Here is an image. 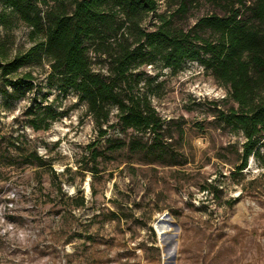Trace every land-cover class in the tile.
Wrapping results in <instances>:
<instances>
[{
	"label": "rangeland",
	"instance_id": "374dc122",
	"mask_svg": "<svg viewBox=\"0 0 264 264\" xmlns=\"http://www.w3.org/2000/svg\"><path fill=\"white\" fill-rule=\"evenodd\" d=\"M156 2L145 30L169 21L187 31L212 10ZM32 45L15 17L0 26L1 57ZM27 72L37 101L60 116L47 130L33 129L26 115L33 93L5 97L10 89L0 79V264H264V153L237 170L244 138L216 120L217 110L235 104L210 71L197 62L135 70L168 136L154 154L129 149L151 136L121 130L116 109L100 136L76 92L51 85L46 61L18 75ZM210 185L213 193L204 190ZM159 215L168 226L161 244L153 229Z\"/></svg>",
	"mask_w": 264,
	"mask_h": 264
},
{
	"label": "trees",
	"instance_id": "16d2710c",
	"mask_svg": "<svg viewBox=\"0 0 264 264\" xmlns=\"http://www.w3.org/2000/svg\"><path fill=\"white\" fill-rule=\"evenodd\" d=\"M177 1L179 11L192 3L208 4L212 10L187 31L173 30L169 21L148 31L141 22L156 11V0H0V26L8 27L15 17L30 29L33 41L11 58L0 56V79L10 89L3 94L18 99L33 93L28 123L47 130L60 113L52 103L37 101L29 72L18 75L20 69L46 61L51 85L62 93L76 92L100 136L116 109L121 130L151 136V144L141 148L133 141L129 149L154 154L164 152L168 136L135 70L160 62L176 71L186 62H197L227 88L235 104L217 110L216 120L243 136L237 170L245 169L249 157L264 153V0ZM96 60L104 64V73L94 68ZM119 143L113 148L124 146ZM211 188L217 189L210 185L204 190L213 193ZM82 205L81 198L75 207Z\"/></svg>",
	"mask_w": 264,
	"mask_h": 264
},
{
	"label": "bare ground",
	"instance_id": "6f19581e",
	"mask_svg": "<svg viewBox=\"0 0 264 264\" xmlns=\"http://www.w3.org/2000/svg\"><path fill=\"white\" fill-rule=\"evenodd\" d=\"M85 188L87 189V186H85ZM159 218L161 219L160 224H155V222H154L153 225L158 230L159 234L166 233V231L168 229V226L164 223V217H163V215H159Z\"/></svg>",
	"mask_w": 264,
	"mask_h": 264
},
{
	"label": "water",
	"instance_id": "95a60500",
	"mask_svg": "<svg viewBox=\"0 0 264 264\" xmlns=\"http://www.w3.org/2000/svg\"><path fill=\"white\" fill-rule=\"evenodd\" d=\"M163 217H165V216H163ZM160 222H161V219L159 218V219H157V221L155 222V224H160ZM153 229H154V232L157 235L158 240L160 241V244H161L162 241H165V242L167 241L166 233L159 234L158 230L155 228L154 225H153ZM166 246H168V244H166Z\"/></svg>",
	"mask_w": 264,
	"mask_h": 264
}]
</instances>
